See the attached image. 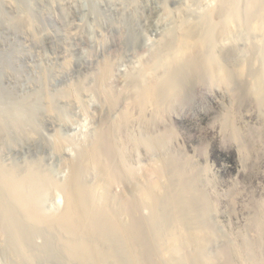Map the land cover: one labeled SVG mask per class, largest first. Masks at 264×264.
Listing matches in <instances>:
<instances>
[{
  "label": "rangeland",
  "instance_id": "rangeland-1",
  "mask_svg": "<svg viewBox=\"0 0 264 264\" xmlns=\"http://www.w3.org/2000/svg\"><path fill=\"white\" fill-rule=\"evenodd\" d=\"M222 1L0 0V206H4V211L0 210V264H79L77 261H70L62 250V242L59 241L65 238V233L61 227L51 230L45 229L44 225L36 227L24 214L31 207L45 215L62 210L64 189L61 185L70 174L66 161L80 159L84 146L93 140L100 129V123L110 119L113 114L96 91V74L100 64L111 61L112 76L106 85L122 96L125 91L122 88L132 84V78L144 65H150L155 75H161L164 71L162 69L168 65L167 61L173 57L172 51L176 50L175 38L182 28L191 23L202 25L205 21L210 22L206 18L211 16L213 19H210L218 24H225L224 21L231 18L237 23L234 24L237 28L233 26L232 31L228 29L231 33L225 34V37L221 34V40L220 36L215 38V49L213 46V50L210 49L214 57L219 54V58L217 56L215 60L222 65L220 67L224 66L230 71L242 62L246 63L247 71L251 68L255 70L257 66L264 69V20L258 18L259 11L251 13L248 10V4L252 0ZM228 2L232 4L228 5ZM22 17L29 19L28 30L19 29ZM254 24H258L259 28ZM207 25L205 22L202 28ZM166 56L169 57L167 60ZM66 62L69 67L65 66ZM258 70L256 74H252L255 71L250 70L247 76L254 79ZM203 74L196 82L176 89L164 102L160 114H165L168 123H172L171 127L163 122L161 124L157 115L148 112L147 124L143 126L140 122H134L129 125L130 128L125 129L124 136L131 135L134 139L143 140L142 147L139 145L137 150L133 148L135 151L132 149L130 155L126 156L124 152L122 156L120 154V161L133 170L131 177L139 175L134 171L140 173L148 164L150 166L165 158H179L176 121L184 117L186 110L203 106L206 103L204 96L209 90L215 96L225 97L230 101L222 115L234 106L237 107L235 116H239L242 95L239 94L243 84L241 86L240 81L232 75V80H229V88L232 89L220 84L210 86L206 82L207 76ZM69 88L74 90L73 99L69 96ZM236 91L238 93L234 94ZM124 95L123 98L120 96V106L115 117L127 107L128 95ZM243 97L244 110L249 116H254L251 121L245 118V122L258 129L264 121V101L261 102L263 106H257L251 96ZM48 108H51L50 113ZM192 115L195 118L196 113L193 112ZM25 130L31 132L32 139L23 135ZM128 130L130 135L126 134ZM165 131L169 133L170 140L165 139L161 143L158 136L162 137L161 134ZM148 138L154 139L153 142H148ZM56 140L61 141L60 151L53 148ZM147 145L149 146L146 147ZM190 147H196L195 137H192ZM202 162L209 177L227 179L231 174L240 180L251 173L254 160L241 165L237 159L234 165L230 159L221 158L210 148H206ZM90 170L85 171L86 176L83 175L85 172L81 174L86 185H94L98 180L96 169ZM237 172L239 176L236 175ZM145 181L144 177H140L137 183ZM128 184L127 181L120 182V194L124 195L122 191L127 192ZM16 196L19 200H16ZM212 200L216 202L215 209L206 216L212 232L205 249L208 257L216 256L233 241L240 242L237 237L240 233H245L251 239V217L256 209L263 208L259 203L264 202V193L252 192L243 183L239 186L226 183L217 189V195ZM145 209L147 213L149 209ZM110 241V245L105 248L110 249L115 254L113 256L118 258L108 262L129 264L122 246L119 247L114 239Z\"/></svg>",
  "mask_w": 264,
  "mask_h": 264
},
{
  "label": "bare ground",
  "instance_id": "bare-ground-1",
  "mask_svg": "<svg viewBox=\"0 0 264 264\" xmlns=\"http://www.w3.org/2000/svg\"><path fill=\"white\" fill-rule=\"evenodd\" d=\"M230 3L228 2V5ZM249 4L248 10L251 13L259 11L258 18L264 20V0H258L257 2L252 0ZM226 11L228 12L229 10ZM210 17L206 18L210 22L205 21L206 25H209L204 28H202V25L205 22L202 25L191 23L186 28L181 29L180 34L178 33V37L176 36L175 38V46L173 43L174 49L176 47V50L172 51L173 54L170 52L173 57L170 61H167L168 65L165 69H162L164 71L159 75L160 77L155 75L151 71L150 65L147 64L138 71L139 73L134 78L132 76V84L130 85L129 83L127 87L125 85L126 88H122L123 91L125 90L124 93L121 92L122 96L124 94L128 95V102L125 105L127 107L125 108L123 106L125 109L120 111V114L115 117L114 121L109 122L110 126L107 128V136L99 139L94 137L88 145H83L84 148L81 147L83 150L81 149L82 155H80V159L71 162L66 161L70 167V174L65 182L63 184L61 183V187L64 189V205L62 210L60 209L56 213L45 215L43 214L44 212L41 213L35 207H31V210L27 209V214H24L26 219L31 221L36 227L37 225H44L46 227L45 229L49 230L56 227L63 229L65 238L59 242H62L63 249H61L65 251L66 257L70 261H77L79 264H109L112 262H108V260L116 261L118 257L113 256L114 253L112 254L110 249L105 248V246L110 245V240L114 239L117 241L119 247L120 245L122 246V251L129 264H264V202L259 203L263 208H255V213L251 217L249 225L253 230L251 239L246 237L245 233H240L237 235L240 242L233 241L234 243L222 249L216 256L208 257L205 254V249L208 246L207 244L212 234L207 224L209 222L206 221L208 212L197 209L193 204L192 194L194 186L186 180L185 164L178 157L165 158L161 160L162 162L158 161L150 166L148 164L140 173L134 171L135 174L139 175L131 177L133 170L131 168L128 169L125 166V162L123 164L120 161V154L122 156V152L126 156L127 154L130 155L133 148L137 150L140 148L138 147L139 145L142 147L141 144L143 141L132 138L131 133H129L130 130L126 133L130 136H124L125 129H128L129 125L134 122H140L143 126L147 124L149 120L146 119V113L149 114L152 112L153 115L160 114L161 110H163L164 102L167 101L168 97L176 89L196 82L201 78L202 73L207 76L208 81L206 82H209L208 84L210 86L220 84L228 88L231 83L229 80H232L231 77L235 76L240 81L241 86L243 84L242 92L239 91V95L242 94L245 97L251 96L257 106H263L264 73L261 71H264V69L258 66L259 70L262 69L261 71L257 67L255 70L252 68L249 69V71H255L252 74H256V70H258L256 77L253 79L247 76L249 71H247L246 63H238L230 71L223 68L224 66L220 67L222 65H219L217 59L215 60L219 54L214 57L211 51L216 46L214 40L219 36L221 40V34L225 37V34L231 33L232 29L237 27L234 26L235 21L232 18L225 20V24H218V22L212 21ZM253 23L255 22L253 21ZM254 25L256 26L258 24ZM29 26L28 17H22L19 20V27L21 28L17 27L25 31L28 30ZM257 27L259 28V25ZM229 28L231 31L228 32ZM212 46L214 47L213 49H211ZM246 50H249V48ZM209 51L212 54L208 53ZM159 60L162 62L161 59ZM248 64L250 65V62ZM67 65L66 62L65 66ZM249 67H253V65ZM112 68L113 64L111 61H105L102 65L100 64L96 74V91L103 99L108 110H112L111 98L117 95L121 96L120 92L116 93L106 85L112 76ZM131 78L129 77V79ZM205 78L204 81L207 79ZM68 92L69 96L73 99L75 97H73L74 90L72 91L69 88ZM236 93L238 92L236 91L234 94ZM176 94L177 92L175 96ZM122 96L121 98H123ZM106 98H108L109 103H105ZM235 108L233 106L229 111L225 112L223 114L224 118L228 119L230 114L234 117L235 113H237ZM47 110L48 113L51 112V108ZM23 135L28 139H32L31 132L27 130L23 132ZM161 135L162 137L158 136V139L161 138L159 142L162 143L165 139L166 141L170 140L168 132H162ZM117 140L122 142L117 143ZM153 140L147 139L148 142H153ZM110 144L113 145L112 148ZM130 145H132L131 149ZM53 148L56 151H60L62 148L61 141H54ZM134 149L133 151H135ZM92 168L96 169L97 173H95L97 174L98 180L96 181L94 179L96 181L94 185H86L83 182L81 174L87 170H92ZM83 175L86 176V172ZM140 177H144L146 180L142 184L137 183ZM122 181L129 182V188L126 189L127 192L122 191L124 195L120 194V182ZM13 190L15 189L13 188ZM16 197L18 198L16 200H19V197ZM21 201L20 203H22ZM3 207L0 206V210H3ZM145 208L149 209L147 213L145 212L147 210ZM22 211L24 212L25 210L22 209ZM58 244L61 245V243Z\"/></svg>",
  "mask_w": 264,
  "mask_h": 264
},
{
  "label": "clouds",
  "instance_id": "clouds-1",
  "mask_svg": "<svg viewBox=\"0 0 264 264\" xmlns=\"http://www.w3.org/2000/svg\"><path fill=\"white\" fill-rule=\"evenodd\" d=\"M206 102L203 106L186 110L183 118L176 121L179 139L177 140V153L180 160L185 164V175L188 183L194 186L192 194L194 206L202 211L211 212L215 209L216 202L212 197L217 195V189L226 183H235L239 186L243 183L252 192L264 193V122L259 129L246 124L254 119L244 110V99L240 96L239 116L231 114L225 119L222 113L227 109L229 100L225 97H217L209 90L204 96ZM105 103H109L106 98ZM120 106V96L111 98L112 115L109 120L102 121L101 127L95 136L96 139L107 136L109 122L115 120V114ZM193 112L196 113L193 118ZM157 119L169 127L165 114L157 115ZM173 120V118H169ZM192 137L196 138V147H190ZM117 143L122 141L117 140ZM111 148L113 145H111ZM132 145H130L131 149ZM210 148L217 156L233 161L238 159L241 165L254 160L252 171L240 180L229 174L227 179L209 177L205 173L203 164L204 150ZM239 176V172L236 174ZM255 181V184H253Z\"/></svg>",
  "mask_w": 264,
  "mask_h": 264
}]
</instances>
